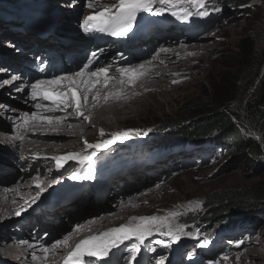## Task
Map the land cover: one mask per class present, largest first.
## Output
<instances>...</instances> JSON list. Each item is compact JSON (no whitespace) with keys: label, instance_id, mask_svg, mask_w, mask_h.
I'll use <instances>...</instances> for the list:
<instances>
[{"label":"bare ground","instance_id":"6f19581e","mask_svg":"<svg viewBox=\"0 0 264 264\" xmlns=\"http://www.w3.org/2000/svg\"><path fill=\"white\" fill-rule=\"evenodd\" d=\"M90 3L94 4L95 2ZM80 26L81 29L78 31L81 35L83 32H88L84 30L81 24ZM6 30L11 32L8 29ZM71 31H76L73 34H77V28H75L74 24L71 26ZM165 33L168 34V31L163 32V34ZM179 35L181 34L179 33ZM175 36L170 37L165 34L160 38L149 39L146 42L148 47L143 50V55L140 57L145 56L146 53L148 54L138 62H129L135 59L131 56L122 58L120 55L125 53V51L119 52L115 47L107 43L97 46L90 43L89 45L95 46L93 48L95 51L93 54L95 55L90 54L87 50V43L84 45L78 42L76 38L74 39V37L70 36L66 37L71 40L69 43L66 41L67 45H63L64 42L62 43L57 38L54 39L55 41L57 40V45H49L46 42L41 46L23 43V49L33 46L29 52H39L44 55L45 59L42 58V64L45 63L44 60L53 58V61L59 60L60 66H64L66 55L68 54L72 58V61L63 70L49 72L43 76L29 73L27 78L23 75L24 68L31 65V61L29 59L15 58L17 53L14 51L5 54L2 51L3 48L0 47V60L4 63L1 64L0 62V71H3L0 73V91L7 89L12 93L19 86H24L21 92L12 93V99L5 97L3 94L0 95V113L6 115L11 125L9 127L5 125V122L4 124L0 122V132H3V135L0 134V146L3 147L2 150L12 155L15 154L13 147L20 150L21 152L18 155L23 156L21 157L23 160L21 163L23 166L26 165V172L22 176L24 183H15L5 188L0 187V218L2 219L0 220V264H17V259L19 258L20 261L18 263L24 261L23 264H64L65 258L75 248L76 244L88 237L99 235L108 229L119 227L122 223L118 222V219H131L132 216H138L139 213H144L145 216H155L162 211L163 206L157 207L152 211L149 208L151 202L158 200L157 196L161 195L167 186L159 182L151 185L152 181L150 179L158 178L161 174L158 170L156 174L149 176L146 175V171L139 173L142 179L139 181L132 179L128 186H124V183L127 182L125 178H121L116 182L110 193L117 189L118 193L125 197L116 204L118 213H104L82 221L83 217L99 210H93V204H79L69 209L67 206H60L47 213L39 211L40 207H42L39 203L43 192L50 188L49 184H47L49 182L47 179L49 178L50 180L48 173L51 168L48 165L53 168L54 164V160L48 157L51 153H62L75 148L80 138L90 140L94 136L104 137L107 131L112 133L121 124L143 119L142 115L144 113H150L153 116L164 114L166 111L171 110L174 103L180 102L189 95L188 89L195 81L200 80L199 72L204 69L203 61L210 55L211 44L208 41L209 39H206L210 34H200L198 37L205 38L201 42L200 40L192 41L191 39L194 37L184 38L183 36V40H177ZM66 38L60 37V40H67ZM14 40L18 41V39L11 36L8 41H4L7 49H12L11 42ZM109 49L113 50L110 51ZM78 54H81V56L77 57ZM83 62L84 65H89L86 72H94L101 67L106 68L110 79L105 85L104 77L100 76L98 78L99 82L87 93L88 99L80 109L82 115H77L74 105L67 109L61 105L55 111H48L52 107L51 101L41 98L35 101L31 99L32 84L37 81H51L61 77L73 76L74 73L83 68H81V63ZM141 65H143L144 74L139 75L134 83H129L127 76H122L121 70L139 69ZM4 66L7 67L5 70H3ZM14 70L19 71L21 77L18 81L11 82L8 80V76L14 74ZM6 74L9 75L5 76ZM96 79V77H93V80ZM121 80L124 81L123 84ZM173 80L175 82H172ZM4 81H8V83L4 84ZM52 87L56 91L67 90V81H62L60 85H53ZM117 93L119 94L117 95ZM24 97V104L15 100V98L24 99ZM93 97L98 98L94 99ZM37 105L41 106L37 107ZM33 113H36V119H31ZM25 114H28V116L26 117ZM84 117H89V119L86 120ZM47 118H51L52 122L49 123ZM26 119L28 120L27 123H25ZM101 130L104 133L103 135H101ZM107 149L102 148V151ZM80 151L82 152L83 150L80 149ZM83 153L85 152H82V155ZM46 159L49 160L46 161ZM49 161L51 163H47ZM70 161L73 163L77 162V160ZM168 161H171V159L164 163ZM18 162L20 163L19 158L11 160V158L0 154V184H5L7 180L4 177L9 175L5 167L13 168ZM35 184H47L46 189L33 204L40 215L29 217L27 222L23 224L16 223L15 225L7 226L6 213L9 210H13L12 214L17 211L18 206L26 198V194H30L32 202L35 196L33 192L41 188ZM102 201L93 202L101 203ZM27 203L24 201L22 205L25 206L23 209L25 210L24 215H31L29 211L30 203ZM85 205H87V209L83 210ZM73 209L75 210L70 212ZM49 213L55 217L62 214L65 218L61 217L60 222L57 224L51 218L46 219L49 221L39 220L40 217L49 215ZM65 229L69 230L62 233ZM43 233H48L49 236L40 238ZM35 234H37L36 237L34 236ZM65 238L68 241L66 245H61L56 249L51 248L56 241H63ZM253 248L255 247L246 248L242 251L241 256L244 258L250 257L254 252ZM44 249H49V251L46 253ZM162 255L163 257L160 259ZM89 258L92 260L93 257ZM148 258L151 259L148 264H167L169 261V256L163 253L156 256L147 254L144 259L145 264H147ZM109 262L113 264L112 260ZM118 263L133 264L134 260L130 259V254H123L119 258ZM174 264L183 263L180 260Z\"/></svg>","mask_w":264,"mask_h":264},{"label":"rangeland","instance_id":"374dc122","mask_svg":"<svg viewBox=\"0 0 264 264\" xmlns=\"http://www.w3.org/2000/svg\"><path fill=\"white\" fill-rule=\"evenodd\" d=\"M17 1L23 0H15V2ZM50 1L54 3L53 6L56 8V13L54 16L46 17V20L37 23L41 31L39 36H37L36 43L45 44L46 42L49 45L56 44L57 40L55 41L54 39L57 38L62 43L64 42L63 45H65L66 41H68V43L71 41L66 38L68 36L74 37V39L76 38L77 40H83L84 38L79 32L81 29L80 22H82L87 16L94 15L101 11L104 6L115 5L118 3V0ZM211 1L218 10V17L211 25L210 30L205 32L210 34V36L206 38L209 39L208 41L211 44L209 51L210 55H208L203 61L204 69L199 72L200 80L195 81L190 86L188 89L189 95L186 98L182 99L180 102L174 103L172 105L173 107H171V110L166 111L164 114L153 116L150 113H144L142 115L144 117L143 119L121 124L117 129L113 130L114 132L110 133V131H107L108 133L106 132L104 137L94 136L90 140L80 138V140H76L78 145L75 148L69 151L66 150L62 153L53 152L48 156L49 159L54 156H64L68 153L79 152L82 154V152H85L83 155H86L95 152V155L92 157V161L94 162L100 150L102 151V148H110L114 143L120 141L122 138L117 139L114 143H110L106 147H101L98 149L85 148V141L92 142L93 144H102L107 139H112V134H114L115 131H117V133L126 130L129 132L134 131L136 132L135 135L139 136L142 134H151L153 136L152 143L162 141L166 143L167 141L172 140L171 137L174 136L175 133L177 134L179 131L182 132L181 129H183V127L194 125L202 119L200 117L182 118L179 116L181 109L193 101L198 100L199 97L203 96V91L210 87L209 84L211 82H214L220 77L227 76V74L229 75L232 73L238 79V85H236L237 87L235 91L232 92V100L229 107V112L235 116H238V118L233 116L232 120L236 125L240 124V126H238L240 131L239 137L253 136L260 142L262 141L261 146L264 147V140H262L264 135L259 132L261 129L260 123L262 120L256 119L254 114L252 115L251 112L245 110L247 104L251 102V99L254 96L257 85L260 84L261 80L264 79V0H240L236 1L235 3L222 0ZM90 2H95L92 4L93 7L91 8L88 6ZM73 24L75 28H77V34H73L74 32L76 33V31H71V26ZM5 26L6 24L0 21V38L3 41H8V38L11 36L18 39V41L14 40V43L11 42L12 45L8 44L11 45L12 50L18 55L17 46L22 48L23 43H26V39L24 36H20V34L16 35L15 33L8 32L6 30L7 26ZM165 34L169 35L170 37L176 35L175 38L177 37V40H183V37L180 36L176 31H168V34ZM199 35L195 36L191 40H200L201 42L203 39H205L204 37H198ZM245 35H250L253 37L256 47L254 56L246 63L241 60L238 49L239 43ZM60 37H65L67 40H60ZM83 44L86 45L85 43ZM145 45H147V43H145ZM32 48L33 46H29V49H27L31 51ZM2 51L5 54L11 52L9 50ZM50 54H52V52H50ZM147 54L148 53H146V55ZM17 55L15 58H17ZM145 56L132 59L129 62L141 61L145 58ZM66 57L72 61V58H70L68 54ZM0 62L3 63L1 60ZM8 75L9 74H6L5 76ZM256 75L261 77L260 81L255 79ZM172 82H175V80ZM12 93H18V91L14 92L13 90ZM12 93L7 89L0 91V95L3 94L9 99L13 98ZM15 100L17 102L19 101V103L21 102V104L25 103V97L24 99L15 98ZM0 115H2L0 116V122L3 124L5 122V125L10 127L11 125L9 123V119L6 118V115L1 113ZM0 134L3 135L2 132H0ZM220 135L222 134H219V132L213 129L206 134L198 135L194 140H188L190 138L184 139H187L188 141H203L202 144L204 145L205 149L203 148L200 150L203 151L202 153L204 154V157L199 162V165L194 166L178 167V164L175 160L172 165L166 164L167 162L164 163L165 166L158 170L161 172L159 177H151L154 179L150 180L152 181L151 185L157 184L159 182L163 185L166 184L167 186L165 191L161 195L157 196L158 200H153L151 202L149 206L150 211L155 210L157 207L160 208L163 206L162 211L158 212L155 216L166 217L169 216V213H178L169 219L172 225L180 227L195 225L210 228L213 227L215 223L217 226V224H231L235 223L237 220H240L242 221V225L245 226V228L242 229L243 233H239L242 243L241 241H236L233 247L229 248L228 253L225 255L227 256V259L224 258L225 256L220 255V253L215 254L214 258L216 259L217 264H264V204H256L255 206L248 209L249 205L247 203L246 207L248 208L243 209L238 215L235 214V212L238 211L236 209L241 207V205H238L235 209L230 208L231 210H227L225 208L224 210L217 211V208L211 210V208L209 209L208 207L205 210L202 209L204 203H209V201L212 199L211 195L214 193L221 191L235 192L241 191L251 185L259 186L264 178V172L262 173V171H264V162L262 164L259 162L258 158H253L252 162L254 164L246 165L245 156L236 153V150L232 147L231 142L221 139ZM214 141H217L216 143L220 144H216L214 146L212 145ZM2 148L3 147L0 146V154L2 156L9 157L11 160H14V158H19L20 163L18 162V164H15V167L13 168L5 167V170L9 175L4 177V179L6 178L7 181H5V184L1 183L0 187L5 188L15 183H24V181H22V176L26 172V165L23 166L21 163L23 161L21 157L23 156L18 155L21 151L13 147L15 154L12 155L8 152H5V150H2ZM80 149L83 151L81 152ZM146 149V145L140 146L137 152L138 155L146 154L148 151H146ZM164 150V147L153 146L150 149V154H159ZM189 156L184 155V157ZM49 159H46V161ZM53 162V168L52 166L50 167V165H48L49 168H51V171L48 173V177L54 171L53 169L56 165V162L55 160ZM47 163H51V161ZM66 164L71 165L75 164V162L73 163L72 161L68 160L63 164V166L67 167ZM255 164L256 166H254ZM125 179L127 182L124 183V186H128L132 179L139 181L142 178L140 177L139 173H135L134 175L130 176L129 179ZM47 180L49 181V178ZM47 184H40L39 186L41 188L38 191L36 190L33 192L35 196L32 202L30 194H26L24 201H26V203L28 202L27 204L30 203L29 211L31 212V215H24L25 210L23 209L25 206H22L24 203L23 201L17 209V211H20V215L16 214L17 211H15L13 215V210H9L6 213L7 226H12L16 223L23 224L27 222L29 217L33 215H40L38 213V209L32 207L42 192L46 189ZM35 185L37 186V184ZM113 191L114 192L112 193L109 192V196H107V198L101 203H96L93 201L83 203L91 205L93 204V210L99 211L83 217L82 221L104 213H118L116 204L122 201L125 197H122V194L118 193L117 189H114ZM196 201L200 202L198 207L194 204ZM86 206L87 205L83 207V210L87 209ZM50 216H53L51 220L55 224L60 222L61 217L65 218V216L62 214L55 217L54 215H51V213L38 218L41 221H49L46 219H48ZM150 216L153 215L145 216L144 213H139L138 216H132L131 218ZM0 220L2 219L0 218ZM130 221L131 219H118V222H121L122 224L129 223ZM68 230L69 229H65L62 231V233H65ZM47 235L49 236L48 233H43L40 235V238H46L48 237ZM34 236L36 237L37 234ZM259 238L261 239L258 240ZM239 242L240 245L238 247L237 244ZM252 247L255 248H253L254 252L250 255V257L244 258L241 256L243 250L246 248L251 249ZM162 257L163 255L160 257V259ZM149 260L151 261V259L148 258L147 264L149 263ZM18 261H20V258L17 259V264L24 263V261H21V263H18Z\"/></svg>","mask_w":264,"mask_h":264},{"label":"snow or ice","instance_id":"6c2138e0","mask_svg":"<svg viewBox=\"0 0 264 264\" xmlns=\"http://www.w3.org/2000/svg\"><path fill=\"white\" fill-rule=\"evenodd\" d=\"M155 2L156 0H118V3L115 5H106L96 14L87 16L84 19L82 27L85 31L108 33L116 37L126 36L132 30L133 23L136 21L138 13L149 12L157 16L164 14V9L153 8ZM187 2L198 7H203L205 0H187ZM159 3L168 4L175 8V0H159ZM88 6L90 8L93 7L91 3ZM171 15L175 16L177 19H187L192 13L181 8L178 11L172 10ZM203 15H207V13H203ZM88 67L89 65H84L83 68L74 73L73 76L61 77L51 81H37L31 85V99L35 101L38 98H41L43 100L51 101L52 107L49 108L48 111H55L60 108L61 105H63L65 109L74 105L77 115H82L80 109L88 99L87 93L90 92L92 88L95 87L96 83L99 82L98 78L103 76L105 85H107L108 80L110 79L107 75L108 70L106 68L101 67L94 72H86ZM121 74L122 76L128 77L129 83H134L139 75L144 74L143 65H141L139 69L121 70ZM93 77H96L97 79L93 80ZM62 81H67V90L56 91L53 89V85H60ZM3 83L7 84L8 81H4ZM121 83L123 84L124 81L121 80ZM118 94L119 93H117V95ZM93 98L96 99L98 97ZM40 106L41 105H37V107ZM25 116L27 117L28 114H25ZM36 118V113H33L31 119ZM47 119L49 123L52 122L51 118ZM84 119L87 120L89 117H84ZM27 122L28 120L26 119L25 123ZM103 134L104 133L101 130V135ZM129 134L130 132L128 130L114 133L112 134V139L104 141L102 144H88L87 141H85V148L98 149L106 147L108 144L114 143L117 139L127 138ZM94 155L95 152L86 155H82L81 153H68L64 156H54L52 159L56 161L57 168L63 167V164L68 160H77L81 164L87 162L90 166ZM70 178L77 180L91 179L92 177L91 175L84 176L73 173ZM37 187H39V184H37ZM194 204L198 207L200 202L196 201ZM16 214L20 215V211H17ZM177 214L178 213H169V216L166 217H133L129 223L122 224L117 228H111L99 235L81 240L75 245V248L69 252L64 260V264H83L84 257H94L103 260L109 255L113 248H116L118 245L123 244L124 241L132 240L133 238H135L137 243H133L127 248V251L130 254V259L135 260L140 250L139 246L143 244L145 239L151 236L153 232H160L161 235L169 236L174 241H178L180 235L183 233V228L172 225L169 219ZM67 242V238L63 241L58 240L51 246V248L56 249L61 245H66ZM208 244L209 241L204 239L200 242L199 246L207 247ZM44 251L47 253L49 249H44ZM224 258L227 259V256Z\"/></svg>","mask_w":264,"mask_h":264},{"label":"trees","instance_id":"16d2710c","mask_svg":"<svg viewBox=\"0 0 264 264\" xmlns=\"http://www.w3.org/2000/svg\"><path fill=\"white\" fill-rule=\"evenodd\" d=\"M222 1H231V3H235L240 0ZM0 47H2L3 50L13 51L12 49L6 48L5 42L1 38ZM238 49L241 60L245 63L248 62L254 56L256 50L253 37L245 35L241 39ZM255 79L260 81L261 77L256 75ZM209 85L210 87L203 91V96L199 97L198 100L193 101L189 105L184 106L179 114L182 118L200 117L202 119L194 125L183 127V129H181L182 132L178 130L179 132L171 137L172 140H169L166 143L188 142V140H194L198 135L206 134L214 129L219 132V134H222L220 135L221 139L231 142L236 153L245 156L246 165L254 164L252 162L253 158H258L259 162L263 164L264 147L261 146L262 141L260 142L253 136L239 137L240 131L238 126H240V124L236 125L232 120L233 116L236 118H238V116L229 112L232 92L235 91L237 87L236 85H238V79L236 76L233 73L229 75L227 74V76H222L214 82H211ZM245 110L251 112L252 115L254 114L256 119L262 120L259 132L264 135V79L257 85L254 96L251 99V102L247 104ZM135 134L136 132L131 131L129 135ZM185 138L190 139L184 140ZM262 140H264V137ZM216 142L217 141H214L212 145L215 146L216 144H220ZM254 166H256V164ZM263 172L264 171H262V173ZM211 196L212 199L209 203L202 204L203 210L207 207L209 209L211 208V210L217 208V211L224 210L225 208L228 210L230 208L235 209L238 205H241V207L236 209L238 211L235 212V214L238 215L239 212L245 208L249 207L248 209H250L256 204H264V178L259 186L251 185L241 191L235 192H216ZM247 203L249 205L248 207H246Z\"/></svg>","mask_w":264,"mask_h":264}]
</instances>
